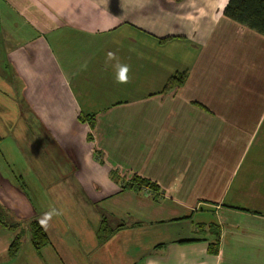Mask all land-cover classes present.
<instances>
[{
    "label": "crops",
    "instance_id": "crops-1",
    "mask_svg": "<svg viewBox=\"0 0 264 264\" xmlns=\"http://www.w3.org/2000/svg\"><path fill=\"white\" fill-rule=\"evenodd\" d=\"M228 2L0 0V121L29 134L40 123L102 222L140 228L137 264H264V35L226 16ZM117 60L131 68L126 84ZM114 169L156 182L161 197L123 190ZM26 187L0 169V264H93L70 229L51 238L43 226L49 241L34 245ZM28 230L36 255L24 257Z\"/></svg>",
    "mask_w": 264,
    "mask_h": 264
},
{
    "label": "rangeland",
    "instance_id": "rangeland-1",
    "mask_svg": "<svg viewBox=\"0 0 264 264\" xmlns=\"http://www.w3.org/2000/svg\"><path fill=\"white\" fill-rule=\"evenodd\" d=\"M16 98L15 95L13 99ZM31 124L36 128L35 123ZM36 124L37 132L29 134L30 130L23 128L20 120L0 121V135L3 137L0 142V169L17 188L27 184L23 195H27L30 200L31 215L21 220L25 231L30 219L40 220L46 213L53 212L52 219L44 226L51 238L54 236L52 229H70L64 238L76 242L78 247H85L87 250L83 257L89 255L93 264H137L132 243L135 235H140L135 229L137 231L140 228L112 229L116 223L111 218H104L102 222L100 214L105 212L98 204L83 198L82 188L75 185L76 181L70 182L74 174L68 161L69 155L59 153L52 138L42 132L40 123ZM105 219L110 222V229L105 227ZM107 230L119 231L114 240H111V233ZM144 230L148 231L149 228L145 227ZM104 232V243L97 244ZM26 234L23 238L28 239L29 248L25 246L24 257L31 256V252L35 254L29 230ZM56 236H60L59 231ZM98 259L103 263L97 262ZM34 260L37 261V257ZM21 264H25V259ZM32 264H35L34 261ZM79 264L82 263L79 261Z\"/></svg>",
    "mask_w": 264,
    "mask_h": 264
},
{
    "label": "trees",
    "instance_id": "trees-1",
    "mask_svg": "<svg viewBox=\"0 0 264 264\" xmlns=\"http://www.w3.org/2000/svg\"><path fill=\"white\" fill-rule=\"evenodd\" d=\"M224 13L229 18L239 23L245 24L264 35V0H229ZM177 80L178 78L171 79L170 82L171 84H176ZM179 81H181V78ZM82 119L85 120L84 117ZM90 124L91 126H94V119H90ZM2 138L3 137L0 135V141ZM88 138L92 139V136L89 135ZM110 175L112 179L121 183L123 190L133 189L141 191L144 188H149L153 191V196L155 199H159L161 197L159 189L160 186L150 179L135 174L130 180H123L115 169L111 170ZM0 220L4 221L1 210ZM5 223L7 224V222ZM12 227L17 229L19 228V225L13 224ZM29 229H31L32 241L37 248L44 246L49 241V236L46 230L37 219L30 220ZM112 229H118V227ZM209 229V234L214 237L209 243V249L212 253L218 254L220 249V229L214 224H211ZM112 232H114V230H112ZM20 244L21 233L15 237L14 241L10 245L8 254L10 256H15L20 249Z\"/></svg>",
    "mask_w": 264,
    "mask_h": 264
},
{
    "label": "clouds",
    "instance_id": "clouds-1",
    "mask_svg": "<svg viewBox=\"0 0 264 264\" xmlns=\"http://www.w3.org/2000/svg\"><path fill=\"white\" fill-rule=\"evenodd\" d=\"M115 54L112 52H109L107 54L106 63L112 60H115ZM114 70V80L118 84H126L129 82V73L131 71V68L126 63H121L117 60L115 64L112 65ZM53 212L46 213L43 218L40 219V223L42 226H46L47 223L52 219Z\"/></svg>",
    "mask_w": 264,
    "mask_h": 264
}]
</instances>
